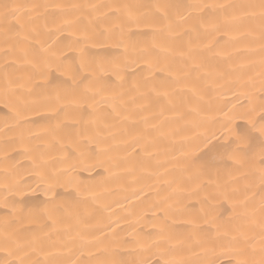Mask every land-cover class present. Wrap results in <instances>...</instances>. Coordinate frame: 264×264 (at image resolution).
I'll return each instance as SVG.
<instances>
[{"label": "snow or ice", "instance_id": "6c2138e0", "mask_svg": "<svg viewBox=\"0 0 264 264\" xmlns=\"http://www.w3.org/2000/svg\"><path fill=\"white\" fill-rule=\"evenodd\" d=\"M245 20L259 21V34L264 41V0L258 3H217L214 0H153L149 4L107 2L20 3L0 2V91L9 109L4 119L15 125L23 122L22 111L45 106L54 117H72V136L99 143L104 129L127 125L137 129L132 136L140 151L151 157L157 141L167 136H181L179 156L170 171H178L165 183L178 196L194 198L201 205L203 231L195 220L193 233L182 241L180 253L174 245L162 249L169 256L164 264H264V80L256 92L247 94L246 105H233L223 112L219 127L209 131L201 116L202 105L210 102L209 94L222 85L223 72L215 65L221 42ZM150 29L151 43L133 46L125 61H96L86 55L89 45L131 35V26ZM264 53V43L261 45ZM75 54L78 59H70ZM261 63H264L262 58ZM136 65L132 72L127 71ZM115 79L108 82L106 74ZM131 76V80H129ZM155 121V122H154ZM83 122V130L80 124ZM56 128L45 131L56 139ZM89 128L95 136H89ZM204 128V131L200 129ZM218 133V134H217ZM63 137L56 139L61 143ZM49 148L53 144L47 145ZM39 145L25 148L36 151ZM61 147L63 145L61 144ZM38 179L35 188L19 178L15 168L5 163L0 178V264H79L71 259L72 248L52 240L54 226L63 202L57 200V187H63L61 175L44 153L30 155ZM3 159H10V144L5 141ZM145 171L151 176L147 167ZM257 177L259 183H252ZM243 180V187L240 181ZM259 200L256 201V189ZM25 189L42 190L47 196L32 204L17 196ZM249 193L251 195H249ZM79 195V193H77ZM238 201L246 226L226 229L211 216L219 199ZM237 206L233 203V209ZM185 206L162 209L182 212ZM35 226V227H33ZM164 228L161 229L163 233ZM195 237V239H193ZM200 248V253H194ZM107 252L108 249L104 248ZM183 252L191 253L190 256ZM97 264H128L121 260H101ZM142 264V262H141Z\"/></svg>", "mask_w": 264, "mask_h": 264}, {"label": "bare ground", "instance_id": "6f19581e", "mask_svg": "<svg viewBox=\"0 0 264 264\" xmlns=\"http://www.w3.org/2000/svg\"><path fill=\"white\" fill-rule=\"evenodd\" d=\"M3 2V0H0ZM20 3H71L84 2V0H17ZM90 2H102V0H90ZM107 2V0H104ZM119 3L149 4L153 0H115ZM217 3H258V0H214ZM131 35H125L122 39L102 41L95 47L89 45L86 55L96 61L106 64L110 61H119L123 67L125 61V46L129 55L133 54V46L140 48L146 43H151L150 29L144 26H131ZM261 41L258 20H245L229 32L221 42V55L217 57L215 65L223 72V78L218 81L221 87L210 92V102L202 105L201 116L205 122V128L209 131L218 128L223 112L228 111L233 105H246L247 94L256 92L259 96L261 81L264 80V53L261 52ZM0 57V64H2ZM70 59H78L73 54ZM136 65H131L127 71L132 72ZM3 69L0 68V72ZM108 82L115 79L109 72L106 74ZM129 76V80H131ZM5 97L0 91V178H2L5 163L15 168L19 178L25 183L36 187L38 179L34 173L30 155L38 157L44 153V159L50 161V167H54L61 175L58 177L63 187H57V200L63 202V207L58 213L59 220L49 228L55 229L52 240L58 244H66L72 248L71 259L79 261V264H97L101 260H121L128 264H164L165 259L172 257L161 256V251L169 245H174L180 253L184 248V241L193 233V225L189 220H195L203 231L211 228V225L203 223L204 217L199 214L201 205L194 198L184 197L182 205L175 202L179 198L173 195L172 189L178 187L173 184L169 187L165 181L174 176H179L178 171H170L176 163L173 157L179 156L181 148V136L169 137L168 125H164L162 131L166 134L161 137L154 149L153 155L145 156L144 153L133 152L136 145L132 142V136L137 129L127 125V132L122 131L125 125L117 128L104 129L99 143L72 136L69 143L67 133L74 131L69 127L72 114L65 120L64 114L54 117L45 106H38L36 110L22 111L20 115L23 122L15 125L9 119L5 121V113L9 111L5 106ZM63 126L56 130V139L63 137L61 143H56L53 135L46 132V127L56 128L57 123ZM155 122V121H154ZM83 122L80 124L83 130ZM202 128L200 131H204ZM218 134V133H217ZM89 136H95L92 128L88 130ZM5 141L10 144V159L5 162L3 149ZM55 145L49 148L47 145ZM61 144L63 147H61ZM39 145L35 152L27 153L25 148ZM145 167L153 173L151 176L145 171ZM252 183L258 184V178H251ZM244 181H240L243 187ZM256 201L259 200V189L256 190ZM79 193V195H77ZM0 192V199H2ZM249 195H251L249 193ZM47 196L42 190L32 192L25 189L23 199L32 204H40ZM243 195L226 201L222 198L216 203L212 216L216 217V223L221 226L223 232L226 229L246 226L247 221L240 215L244 211L239 207L238 201ZM233 203L237 206L233 209ZM184 207L182 212L170 211L165 216L162 209ZM0 208V215L4 214ZM35 227V226H33ZM165 231L162 233L161 229ZM195 239V237H193ZM107 248L108 251H103ZM194 253H200V248H194ZM190 256L191 253L183 252ZM226 264V258H221Z\"/></svg>", "mask_w": 264, "mask_h": 264}]
</instances>
